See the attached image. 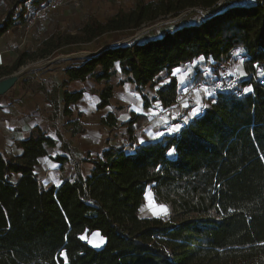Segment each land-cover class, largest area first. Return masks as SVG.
Segmentation results:
<instances>
[{
  "label": "trees",
  "instance_id": "obj_1",
  "mask_svg": "<svg viewBox=\"0 0 264 264\" xmlns=\"http://www.w3.org/2000/svg\"><path fill=\"white\" fill-rule=\"evenodd\" d=\"M18 1L17 19L26 26L47 0ZM177 17L96 56L71 60L60 84L104 81L103 108L119 65L117 85L135 84L146 105V87L167 78L153 98L166 107L179 88L175 68L203 57L213 82L225 79L238 50L237 85L211 93L180 131L131 152L109 148L90 161L91 175L59 186L43 185L35 173L54 139L39 127L28 137L14 134L10 157L0 152V264H264V0H134L104 21L88 15L77 33L56 28L35 51H20L5 74L54 53L95 52L116 33L128 38ZM82 95L63 91L60 114H72L69 105ZM147 120L133 115L123 125L131 135ZM103 124L115 126V113ZM149 187L155 201L167 205L168 218L141 217ZM94 232L104 238L101 247L83 238Z\"/></svg>",
  "mask_w": 264,
  "mask_h": 264
},
{
  "label": "crops",
  "instance_id": "obj_2",
  "mask_svg": "<svg viewBox=\"0 0 264 264\" xmlns=\"http://www.w3.org/2000/svg\"><path fill=\"white\" fill-rule=\"evenodd\" d=\"M29 2L31 5L32 2ZM10 3V0H5L0 4V28L3 27L8 13L12 9L9 7ZM75 5L79 4L75 3ZM30 7H27V10L32 13V7ZM22 8L23 4H19L15 8L12 26L0 35V52L4 56V65L0 67V79L23 72L12 88L4 95H0L1 153L10 157L13 151V135L17 133L28 137L34 128L39 127L54 139L55 145L50 148L47 156L39 158L35 165V173L43 185L59 186L66 180L75 179L78 174L85 177L91 175L94 165L90 161L101 157L103 152L109 148L121 147L131 152L140 144L172 134L165 123L150 119V115L162 108L159 101L153 98L158 87L167 81V78L155 87H146L145 94L150 101L146 105L135 84L125 82L117 85L122 78L121 68L117 65V73L110 80V83L115 85L113 97L110 99L109 105L99 108V92L105 82L97 83L93 79L87 78L84 81L74 80L66 85L60 84V81L66 79L63 68L69 63H53L36 69V67L43 66L45 63L43 61L47 60L38 59L27 62L12 73L5 74L13 66L20 51H35L44 39L56 28H59L52 27L62 23V19L67 18V21L79 23V17L75 18V13H78L79 9L63 15V8H60V10H51L47 17L38 18L32 25V19H30L24 26L17 19ZM58 11L62 15H59ZM30 12L27 15L30 16ZM59 29L62 30L61 27ZM77 29L71 32L77 33ZM202 62L204 65H199ZM40 63H42L40 66L37 65ZM31 64L33 66L29 67ZM205 64L207 65L205 59L200 57L192 63L175 68L172 75L176 77L178 87L191 85L201 76L205 77ZM63 91L71 93L81 91L83 93L76 103L69 105L72 114H60L59 99ZM204 93V100H190L192 102H186L177 107V111L186 110L189 121L198 116L208 105L207 99L211 97V92L204 91ZM110 113L116 115L117 124L115 126L103 124V120ZM133 115L143 116L148 120L130 135L128 126L123 124L128 122ZM78 129H84V131L78 133L76 132ZM56 155L65 157V161H55L52 157ZM149 191H151L150 187L145 198Z\"/></svg>",
  "mask_w": 264,
  "mask_h": 264
},
{
  "label": "rangeland",
  "instance_id": "obj_3",
  "mask_svg": "<svg viewBox=\"0 0 264 264\" xmlns=\"http://www.w3.org/2000/svg\"><path fill=\"white\" fill-rule=\"evenodd\" d=\"M146 1H151V0H146ZM3 2H5V0H0V4H2ZM10 4L9 7H11L12 9L15 10V8L19 5V1L18 0H10ZM134 0H70V2L68 4H66L63 7V15H65V13H69L72 10L75 11L76 9L78 10V13H75V18H78V22H74V21H67V18L62 19L61 22L62 23H58L56 26L54 25L52 28L55 27H61L62 30L64 32H71L72 30L78 28V26H80V24H82L84 21H86L88 15L90 14H95L100 20L104 21L108 16L115 14L119 9L124 8H130L133 5ZM75 3H78L79 5H75ZM7 4V3H6ZM30 2H28L27 7L29 8L30 6ZM25 6V5H24ZM32 7V6H31ZM30 7V8H31ZM60 8H58V10H60ZM51 12V11H50ZM50 12H48L45 16L47 17ZM204 14H210L211 12H207V11H202ZM59 15L60 12H57ZM56 13V14H57ZM62 13V12H61ZM45 16H41V17H45ZM68 17V16H65ZM40 18V17H39ZM74 18V19H75ZM33 19V18H32ZM176 18H171L168 20H161L158 24H163V23H168L171 21H174ZM149 27H144L142 28L140 31H138L136 34H134L131 37L128 38H122L120 37L117 33L113 36V38L111 39V42L109 43L111 44H123L125 42L130 41L131 39H133V37H135L136 35H139L142 31L147 30ZM80 52H86L91 53L90 51H80ZM80 52H76V53H72V54H58V53H54L51 57H49L47 60L43 61V63L45 62H52L50 65H52L53 63H69L71 60L75 59V58H70V56H72L73 54H77ZM61 56H66V58L64 59H57L58 57ZM240 56V52L234 51L232 54V58L228 64L227 70H226V74L229 76L232 75H236V68L238 66V59ZM37 64V65H41ZM36 65V64H35ZM199 65L203 66L204 62L200 63ZM33 65L31 64L29 67H32ZM206 69L204 70L206 72V76H201L198 81H196L197 83H200V89L198 90V93L195 95V97L193 99H197V100H204V96L205 93L204 91H212V75H211V70L210 68L205 64ZM194 82V83H196ZM203 91V92H202ZM191 99V100H193ZM192 102V101H187V103ZM194 102V101H193ZM179 111H181L182 116L187 117L186 114V110L184 109H180ZM178 111V112H179ZM168 207L165 204H160L157 203L154 199V195L152 191H149L146 195L145 198V202L142 205V208L140 210V215L141 217H162L164 219L168 218ZM83 238L85 240H87L91 245L95 246V247H101L104 244V238L97 232H94L90 235L84 234Z\"/></svg>",
  "mask_w": 264,
  "mask_h": 264
},
{
  "label": "built area",
  "instance_id": "obj_4",
  "mask_svg": "<svg viewBox=\"0 0 264 264\" xmlns=\"http://www.w3.org/2000/svg\"><path fill=\"white\" fill-rule=\"evenodd\" d=\"M70 0H47L33 15L31 20V25L41 16H45L48 12L54 9L68 4ZM4 65V56L0 52V67ZM239 80V77L232 76L225 79H217L212 84L211 93H216L218 91L230 90L233 89ZM200 83H193L185 87H179L175 100L166 107H162L157 110L155 113L150 115V119L153 121L163 122L167 125L172 133H176L184 128L189 120L185 116H182L181 111H177V107L183 105L187 101L193 99L197 94V91L200 89Z\"/></svg>",
  "mask_w": 264,
  "mask_h": 264
},
{
  "label": "water",
  "instance_id": "obj_5",
  "mask_svg": "<svg viewBox=\"0 0 264 264\" xmlns=\"http://www.w3.org/2000/svg\"><path fill=\"white\" fill-rule=\"evenodd\" d=\"M180 17H177L175 20H177V19H179ZM158 25H160V24H158ZM157 24H155V25H153V26H151V27H149L147 30H145V31H142L140 34H143L144 32H146V31H148V30H150V29H152V28H154V27H156V26H158ZM139 34V35H140ZM139 35H136L135 37H133V38H136V37H138ZM119 45H121V44H117V45H115V44H108V45H105V46H103V47H101L99 50H97V51H95V52H91V53H88L87 55H84V56H80V57H75V56H70V58H83V57H93V56H96V55H98V54H100L102 51H104L105 49H107V48H111V47H117V46H119ZM52 62H46V63H44V65L43 66H40V67H36V69H40V68H42V67H44V66H48V65H50ZM21 73H23V72H20V73H18V74H12V75H10V76H7V77H4V78H2V79H0V95H4L5 93H7L15 84H16V82L18 81V79H19V76L21 75Z\"/></svg>",
  "mask_w": 264,
  "mask_h": 264
},
{
  "label": "bare ground",
  "instance_id": "obj_6",
  "mask_svg": "<svg viewBox=\"0 0 264 264\" xmlns=\"http://www.w3.org/2000/svg\"><path fill=\"white\" fill-rule=\"evenodd\" d=\"M84 55H87V53L86 52H80L77 54H73L72 56L80 57V56H84ZM64 58H66V56H61V57H58L57 59H64Z\"/></svg>",
  "mask_w": 264,
  "mask_h": 264
}]
</instances>
